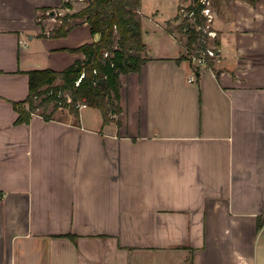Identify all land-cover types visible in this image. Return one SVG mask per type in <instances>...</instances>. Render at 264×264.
Instances as JSON below:
<instances>
[{"label":"crops","instance_id":"obj_1","mask_svg":"<svg viewBox=\"0 0 264 264\" xmlns=\"http://www.w3.org/2000/svg\"><path fill=\"white\" fill-rule=\"evenodd\" d=\"M78 1L0 0V264H256L264 0H212L216 56L200 67L166 25L180 0L162 14L141 0L146 61L120 76V126L89 105L16 124L27 71L63 70L99 40L73 17L50 36L54 10Z\"/></svg>","mask_w":264,"mask_h":264},{"label":"trees","instance_id":"obj_2","mask_svg":"<svg viewBox=\"0 0 264 264\" xmlns=\"http://www.w3.org/2000/svg\"><path fill=\"white\" fill-rule=\"evenodd\" d=\"M244 1L255 6L257 0ZM140 6L141 0H85L84 8L61 17L59 26L51 31L50 36H64L71 28L68 19L73 17L86 21L90 32L99 34L100 38L98 41L70 48V51L84 53L85 59L76 60L63 70L34 68L27 71L28 93L24 100L14 104L18 115L15 123H29L36 114L45 120H53L54 113L59 108H66L75 119H78V104H84L99 110L103 125L115 121L116 125L120 126V121L113 117L121 112L120 76L137 72L146 61L141 55L145 43L142 41ZM203 6L201 0H192L187 6V15H183L175 26L179 33L187 34L185 41L187 53L182 54L180 59L190 60L194 50L208 47L209 38L203 32L206 26V19L201 14ZM174 18L177 19V16ZM169 32L172 33L171 30ZM212 42L217 44L214 39ZM105 51L108 52L106 56ZM210 61L211 57H209L211 64ZM83 71L84 76L76 85L75 82ZM100 79H104V82L101 83ZM64 94L71 98L70 102ZM263 222L264 218H259L258 228ZM71 238L74 239V236Z\"/></svg>","mask_w":264,"mask_h":264},{"label":"rangeland","instance_id":"obj_3","mask_svg":"<svg viewBox=\"0 0 264 264\" xmlns=\"http://www.w3.org/2000/svg\"><path fill=\"white\" fill-rule=\"evenodd\" d=\"M174 1H177V0H144V5H145V8L148 6V8H150L151 10H153L155 7H157V8H159L162 12H161V14L163 13V11L164 12H166V11H170L172 8H171V5L173 4V3H175ZM83 2V1H82ZM210 6H212V0H210ZM188 3H186V0H180V2H179V10H178V12H179V18H178V22H180L181 21V19H182V17H183V15H185L186 13H187V5ZM70 6H71V9H68V10H73V11H75V10H80L81 8H84L85 7V2L84 3H81V1H78V3H71L70 4ZM55 11V16H54V18L55 19H50V21H48L47 22V24H50V23H57V24H59L60 22H61V17H63V16H65V14L67 13V12H69V11H67V12H65V11H63V10H54ZM78 11H76V12H78ZM72 12V11H71ZM73 13H75V12H73ZM212 13H213V11H212ZM70 14V13H69ZM48 17V12H46V13H42V14H40L39 15V17H38V22H43V21H45L46 20V18ZM212 20V19H211ZM191 22L193 21L192 20V18H191V20H190ZM211 22V21H210ZM210 22L208 23L209 25H210V29H212L213 30V28H212V25L210 24ZM166 25L168 26V28H169V30H171V31H173V32H175V36L177 37V38H180V40H181V42H182V44L183 45H185V41H186V33L184 32V33H179L176 29H175V26L176 25H174L172 22H167L166 23ZM169 25L171 26V27H169ZM47 26V25H46ZM198 29V28H197ZM215 31V30H214ZM216 36H217V34H216ZM216 36L215 37H210L209 38V42H208V44H207V46L209 47V48H212V49H215L216 50V46H217V44H214V42H212V39L213 38H216ZM186 52L184 51V53L183 54H185ZM64 96L65 97H68V95L67 94H64ZM68 99H69V97H68ZM60 109H62L63 111L64 110H66L67 111V109L66 108H59V110L57 111V113H60ZM56 114V113H55ZM57 115V114H56ZM263 240H264V235H262V237H261V240H260V243H259V245L257 246L258 247V250H257V253H256V264H264V247L262 246V242H263ZM134 255H137V257L138 256H141V255H143L140 251H134ZM188 255V254H187ZM185 256V255H184ZM144 257H146V255H144ZM179 259V258H178ZM178 259H176V261L178 260ZM137 260H138V262H140V259L139 258H137ZM157 261L158 260H156L155 258L153 259V261L151 262V263H147V264H156L157 263ZM182 261L184 262V264H189V257L187 258V256L184 258V259H182ZM136 264H140V263H136ZM143 264H146V263H143ZM173 264V263H172Z\"/></svg>","mask_w":264,"mask_h":264},{"label":"built area","instance_id":"obj_4","mask_svg":"<svg viewBox=\"0 0 264 264\" xmlns=\"http://www.w3.org/2000/svg\"><path fill=\"white\" fill-rule=\"evenodd\" d=\"M201 3L204 5L203 9L201 10V14L205 17V28L203 29V32L206 33L208 35V37H215L216 36V32L212 29H210V25L208 24L211 19H212V11H211V7L209 0H201ZM192 14V12L190 13V15ZM187 15V13L185 14ZM108 54L107 51L104 52V56H106ZM216 56V52L215 49L209 48L207 47V49H196L194 50L191 55H190V59L193 65L195 66H202V65H206L208 62L209 57L213 58ZM84 76V71L80 73L79 77L77 78L75 84L78 85L80 83V81L82 80L81 78ZM194 80V76H191L189 79L190 81ZM71 98H69L67 101L70 102ZM79 108L86 106L84 104H78Z\"/></svg>","mask_w":264,"mask_h":264},{"label":"water","instance_id":"obj_5","mask_svg":"<svg viewBox=\"0 0 264 264\" xmlns=\"http://www.w3.org/2000/svg\"><path fill=\"white\" fill-rule=\"evenodd\" d=\"M100 82L103 83L104 82V79H100Z\"/></svg>","mask_w":264,"mask_h":264}]
</instances>
